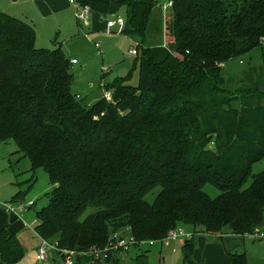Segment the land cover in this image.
I'll list each match as a JSON object with an SVG mask.
<instances>
[{
	"label": "trees",
	"instance_id": "obj_1",
	"mask_svg": "<svg viewBox=\"0 0 264 264\" xmlns=\"http://www.w3.org/2000/svg\"><path fill=\"white\" fill-rule=\"evenodd\" d=\"M83 2L120 10L121 31L137 42V81L129 71L105 83L110 100L77 97L61 45L38 46L31 22L0 11V142L13 141L48 175L47 203L35 210L40 241L63 258V248L102 247L122 230L162 243L171 228L190 225L182 258L198 264L195 234L264 227V167L252 168L264 158L263 69L223 71L263 48L264 0H173L162 42L146 41L157 0ZM24 251L0 228V264ZM147 251L136 264H150ZM227 264H250L248 254L228 251Z\"/></svg>",
	"mask_w": 264,
	"mask_h": 264
},
{
	"label": "crops",
	"instance_id": "obj_2",
	"mask_svg": "<svg viewBox=\"0 0 264 264\" xmlns=\"http://www.w3.org/2000/svg\"><path fill=\"white\" fill-rule=\"evenodd\" d=\"M77 1L81 2L85 0H77ZM102 1H109V0H102ZM154 8L156 12V18L159 19V27L161 28L159 30V28L156 25L155 27L158 28V31H161L160 32L161 35H159V37L155 39L154 35L151 36L150 33H148L149 28H151V25L153 24V19H154L152 16L153 15V12H152L150 21H149V26L147 29L146 41L149 42V40L154 38L155 42H162L163 41V26H164V19L162 20L163 14L161 12V15H160L161 9L158 5L157 7H154ZM0 11L7 12L16 17H19L26 21L31 22L35 27L36 36L38 34H40L41 36L42 31L47 33L49 36L52 37L51 42L53 43L54 46L59 44L62 47V44H64V41L57 39V34L61 30L65 36H70V38L72 35H74L75 33H79L80 31V30L78 31V28H77L79 27V25H77L78 22L74 15V6L69 0H0ZM115 14L123 15V13L120 10L115 13L114 12L102 13L89 6L88 15H89L90 24L86 26V30L88 31V34L87 35L83 34V36L86 38H89L90 32H93L92 36H94L95 38L101 39L99 46H96L93 42L94 47L88 46L87 49L92 50V51L93 49H95L97 52H99L100 57L102 59H104L102 57L103 51L100 47V45L102 44L104 45L103 47L104 52L106 51V49L109 50L111 48H117L120 51H122V49H124L127 46L128 53L134 44L133 38L123 33L122 31H118L117 26L112 27L110 32H106L104 30L105 29V18L109 16H113ZM69 45L72 47L74 44L70 42ZM80 52L82 53V55L86 54L84 55L85 58L82 59V64L86 68L87 65L90 63V61L92 59H95L96 57L94 58L89 57L90 56L89 54L93 53L91 51L89 53H86V52L84 53L83 51H80ZM69 57L76 58V55L72 54ZM76 59L77 60L74 63L78 62V58ZM130 59H132L133 61L134 55H130ZM95 66L97 65L95 64ZM103 66H106V65H104L103 63L101 65L100 77H99V80L97 81L98 83L94 81L93 79H89L86 82L76 81L75 75H74L73 88L78 92L77 94L80 97L85 96L89 102H92L96 100L97 98H99L100 96H102L104 90H106L104 84L109 81L106 82L105 80L107 79L104 77L106 73L109 72L110 68L107 66L106 69H103ZM95 69L96 71H94ZM94 70H93L94 71L93 73H97V70H98L97 67H95ZM82 72H83V69L80 70L79 73H82ZM115 76H118V75H115ZM95 86L98 87L99 90H94V88H96ZM15 152L16 151H13L12 153H15ZM16 154L19 157H21V155H19L17 152ZM8 156H11V155H8ZM2 170L3 169H1V172ZM30 170L32 171V174L27 175L26 178L24 177V179L20 181V183H23V185H20L18 189L15 188L14 192H9V193L5 192L4 194V196L10 195V198H11L12 195L16 191L18 190L24 191V193L22 194V199L27 201L29 205L27 206V209L22 213V215L17 216L15 215V213L9 212L3 209V207L0 205V228L4 227L9 233H13L17 235L19 240L23 244L24 250H25L23 256L16 262H14L13 264H64L62 256L55 254V253H53V255L51 254V256L48 257L46 261L41 262L40 260H38L37 248L40 244V237L33 230L34 225L37 223V218L35 214L36 208L31 210V208L34 205H36L35 204L36 198H37L36 194L38 190L34 191L30 187V185L33 184V180H34V176H33L34 170L31 169V165H30ZM6 174L8 175V173ZM4 180L5 179L0 181V186L2 187L1 189L5 188V184L3 182ZM13 182L15 184V177L13 178ZM49 189H50V183H49V178H48V185L44 191V197L46 200H47V196L45 195V192L48 191ZM214 235L221 237V242L224 246L222 250V254L219 256L221 258L212 259V257L210 256V257L205 258L204 261L202 262V254L196 252L195 248L197 246V242L195 241L196 245L194 248L195 251H193V258L195 259V262H197L198 264H227V252L233 251V250H244L243 248L244 240L246 237H248L245 234L227 232L222 235L217 234V233H212V234L201 233V234H197L196 239L198 236H204L207 240H209V239H212ZM177 244L180 245V248H181L182 241L178 242ZM134 248H135L134 255L131 258L132 264H136L134 258H135L136 253L140 251V249H137L136 246ZM129 249L127 251H124V250L113 251L109 253L107 257H102L100 254L90 253L89 251H80L74 255V264H125L128 262L125 257V254L129 251ZM145 249L148 250V248H145ZM175 250L176 248L173 249L172 247V251H175ZM164 254H165L164 252H160V254L158 255L159 257L158 260H161ZM248 257L250 256L248 255ZM148 260H149V253H148ZM181 261H182V264H185L182 258V249H181ZM263 261L264 260H260V261L257 260L258 264H264ZM149 263H150V260H149Z\"/></svg>",
	"mask_w": 264,
	"mask_h": 264
},
{
	"label": "rangeland",
	"instance_id": "obj_3",
	"mask_svg": "<svg viewBox=\"0 0 264 264\" xmlns=\"http://www.w3.org/2000/svg\"><path fill=\"white\" fill-rule=\"evenodd\" d=\"M157 7V5L155 6ZM160 10V15H161ZM172 14V9H168L163 15L162 20H167ZM153 24L151 25V28H149V32L151 36H155V39L159 37L160 32L158 31V28L160 30L161 27H159V19L156 18V12L155 8L153 10ZM78 25V24H77ZM155 25L158 27L156 28ZM161 25V24H160ZM79 33H75L71 36H65L62 30L58 32L57 39L64 41V44H62V47L66 53V55L69 57L72 54L76 55V58H78L77 63H72L71 69L74 72L75 80L80 82H86L89 79H93L94 81H98L100 77V70L102 63L110 68L109 72L106 73L105 77L107 81H110L115 75H124L126 73L130 72L129 82L135 83L137 81L138 76V68L136 66H133V61L130 59V55H135L132 53L127 52V46L120 51L117 48H111L106 49L104 52V45H100L102 51H103V58L100 57L99 52H97L95 49L89 50L87 49L88 46H93V42L97 41L100 44L101 39L95 38L93 35V32H90L89 38H86L83 36V31L81 28L77 27ZM157 30V31H156ZM162 30V29H161ZM36 44L38 46H44V47H53V43L51 42L52 37L49 36L45 32H41L36 36ZM155 39L152 38L149 41L155 42ZM72 42L74 44L72 47L69 45V43ZM92 44H91V43ZM134 46V44H133ZM80 51H83L84 53H89L90 51L93 52L92 54H89L90 58H94L90 61V63L85 68L82 64V59H84V55ZM244 61L240 62L238 57L231 58L223 65V71L226 72L228 75L237 77L240 76L243 77L245 74H242L243 70L248 66H255L258 69L262 67L263 73H264V46L256 47L253 50H251L246 57H243ZM111 62V63H109ZM97 66H95V64ZM93 64V65H92ZM97 67V73H93L96 71L94 68ZM83 69L82 73H79L80 70ZM94 70V71H93ZM91 75V76H90ZM240 77V78H241ZM98 83V82H97ZM74 86V83H73ZM96 87V86H95ZM94 90H99L98 87L94 88ZM84 98V96H81V98ZM16 150V145L13 141L8 142H0V181L5 179L3 182L5 184V188L1 189L0 186V202L5 200H10V195L4 196L5 192H14V189H18L20 185H23V183H20L21 180L26 178L27 175L32 174V171L30 170V162L27 157L21 156L19 157L16 152L12 153ZM11 153V154H10ZM11 155V156H8ZM8 156V158H7ZM264 167V158H262L259 161H256L253 164V171L257 172L260 169ZM1 169L2 172H1ZM34 180L33 184L30 185L32 190L36 191L38 190L36 196V202L31 210L40 208L42 205H45L47 203V200L44 197V191L48 185V177L46 175V172L40 168L37 167L34 169ZM8 173V175L6 174ZM8 176V177H7ZM11 176V177H10ZM7 177V178H6ZM15 177V184L13 182V178ZM204 190L209 193L210 195H216L218 193V190L213 185L206 183L204 185ZM148 198H151V194H148ZM35 224V223H34ZM188 228H191L190 225H184ZM122 233H127L126 231L122 230ZM121 233V234H122ZM197 234H195L196 239ZM248 237L244 240L243 248L246 251V253L250 256L249 261L251 264H258L257 260H264V238L260 239H254V237L247 235ZM181 241H172L169 243H155L153 245H149L147 243V240L144 243L141 244H133L128 249L129 251L125 254V257L127 259V263L125 264H132L131 258L134 255V247L136 246L137 249L142 248H148L149 253V260L151 264H182L181 261V248L180 245L177 243ZM197 246H196V252L202 254V262L207 257H212V259H220L219 257L222 254L223 250V244L221 242V237L214 235L212 239L207 240L204 236H198L196 239ZM174 245V246H173ZM172 247L176 248L175 251H172ZM128 249L124 250L127 251ZM119 251V250H118ZM195 251V250H194ZM160 252H164L165 254L161 258V260H158V255ZM159 261V262H158ZM264 262V261H263Z\"/></svg>",
	"mask_w": 264,
	"mask_h": 264
},
{
	"label": "built area",
	"instance_id": "obj_4",
	"mask_svg": "<svg viewBox=\"0 0 264 264\" xmlns=\"http://www.w3.org/2000/svg\"><path fill=\"white\" fill-rule=\"evenodd\" d=\"M73 6H74V15L77 19L79 28L82 29L83 34L87 35L88 31L86 30V26L90 24L89 21V5L87 3H84L83 1L79 2L77 0H69ZM156 5L160 7L162 10V14H164L168 9H171L173 5V0H157ZM124 24V17L121 14H115L113 16H109L105 18V31L110 32L111 28L114 26H117V30L121 31ZM262 45L264 46V38L261 39ZM94 44L96 46H99V42L95 41ZM137 42H134V46L129 50L130 53L135 54L137 53L136 49ZM76 58L72 57L70 58V61L72 63L76 62ZM240 62H242L240 60ZM107 66H103V69H106ZM77 97H80L78 94H76ZM103 96L107 99H111V93L110 90H104ZM0 205L3 207V209L15 213V215H22V213L27 209V206L29 203L22 200H5L1 201ZM246 235L252 236L256 239L264 238V227L255 228L252 231L245 232ZM194 232L191 228H188L184 225H177L173 228H171L166 236L161 238L162 243H169L172 241H183L185 239L193 237ZM112 236H115L114 240L108 241L104 246L102 247H93L90 250H88L90 253L94 254H100L102 257H107L109 253L113 251L118 250H126L133 244H141L144 243L146 240H137L130 232H127L125 234H113ZM156 239H148L147 243L149 245H152L155 243ZM55 245L48 241L45 238H41L40 244L37 248L38 251V260L46 261L48 257L51 256L52 249H55ZM174 249V247H173ZM80 251H74L72 249H62L63 253V261L64 264H74V255L77 254Z\"/></svg>",
	"mask_w": 264,
	"mask_h": 264
},
{
	"label": "water",
	"instance_id": "obj_5",
	"mask_svg": "<svg viewBox=\"0 0 264 264\" xmlns=\"http://www.w3.org/2000/svg\"><path fill=\"white\" fill-rule=\"evenodd\" d=\"M223 78L222 77H220V80H222Z\"/></svg>",
	"mask_w": 264,
	"mask_h": 264
}]
</instances>
